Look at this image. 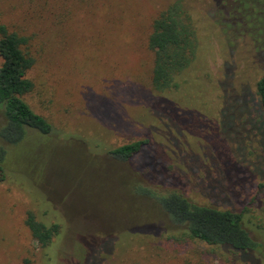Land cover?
Returning <instances> with one entry per match:
<instances>
[{"label":"rangeland","instance_id":"obj_1","mask_svg":"<svg viewBox=\"0 0 264 264\" xmlns=\"http://www.w3.org/2000/svg\"><path fill=\"white\" fill-rule=\"evenodd\" d=\"M173 1L0 0V23L35 58L25 100L53 124L7 134L0 108V264H264V124L249 109L264 0H183L196 57L157 91L148 37ZM142 140L130 160L110 152ZM174 191L244 211L262 246L249 261L189 238L158 202ZM29 211L60 225L50 245Z\"/></svg>","mask_w":264,"mask_h":264},{"label":"trees","instance_id":"obj_2","mask_svg":"<svg viewBox=\"0 0 264 264\" xmlns=\"http://www.w3.org/2000/svg\"><path fill=\"white\" fill-rule=\"evenodd\" d=\"M28 42L27 36L0 23V108L5 120L3 127L9 131L7 134L17 131L25 136L29 129H37L43 134L53 131V124L25 100V95L34 88L28 72L35 65V58L25 49ZM148 46L154 54L151 75L154 89L166 91L176 87L178 76L191 66L197 52L196 30L183 0H174L154 18ZM255 93L257 105L249 109L264 124V75L257 80ZM145 144L143 140L130 142L110 152L118 159L130 160ZM1 161L0 182L4 180ZM158 202L172 223L185 227L189 238L216 245L236 259L249 260L262 246L253 236L250 228L254 225L244 211L196 203L184 192L176 191L160 196ZM26 224L44 247L60 233L58 223L48 225L38 220L32 211L27 214Z\"/></svg>","mask_w":264,"mask_h":264}]
</instances>
